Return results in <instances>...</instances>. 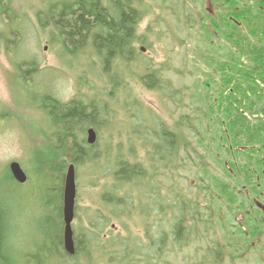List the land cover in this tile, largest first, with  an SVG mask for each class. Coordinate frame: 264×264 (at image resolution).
Returning a JSON list of instances; mask_svg holds the SVG:
<instances>
[{
    "label": "trees",
    "instance_id": "16d2710c",
    "mask_svg": "<svg viewBox=\"0 0 264 264\" xmlns=\"http://www.w3.org/2000/svg\"><path fill=\"white\" fill-rule=\"evenodd\" d=\"M209 2L217 7L215 12L205 8ZM160 3L161 14L155 21L154 0H59L38 14L52 44L60 47V56L68 60L84 51L95 55L102 65L101 77L109 78L111 89L90 105L78 100L62 104L45 93L41 99L36 97L57 129L53 137L47 136L49 146L33 153L42 171L36 174L38 183L31 196L45 195L34 206L51 211L39 225L43 244L34 242L36 247L28 256L34 264H49L52 259H56L54 264H80L81 260L87 264H170L164 260L167 255L184 252L201 255L195 264H222L225 257L233 264L264 230V214L254 201L260 194L257 200L264 205V195L256 191L259 183L264 193V0ZM148 17L150 22L141 33ZM168 31L173 41L180 33L186 35L180 46L192 50L184 58L185 66L208 70V80L194 85L190 105L185 101L188 90L175 88L168 76L183 75L169 53L159 63L140 49L151 50L156 38L165 42ZM26 64L29 72H23V79L36 70L33 61ZM130 82L157 92L161 105L189 108L191 114H180L170 124L166 118L177 111L166 114L128 96L127 111L134 119L140 118L136 113L142 119L146 115L154 119V129L149 125L144 129L146 157L142 163L118 157L115 181L102 195L108 210H92L90 227L76 228V253L71 256L63 239L64 169L69 163L78 169L102 155L97 145L79 139L77 126L87 120L97 125L98 101L124 95ZM140 135L135 129L132 141L141 140ZM44 149L41 157L39 151ZM185 163L197 170V184L190 185L194 197L181 190L180 171ZM237 167L247 176L245 180L234 178L232 171L236 173ZM257 175L261 179L252 181ZM7 176L20 185L8 168ZM167 179L176 183L169 193L163 192ZM244 185L253 194L247 196L244 190L241 196L238 191ZM77 210L78 206L76 214ZM238 215L245 216L248 233L235 220ZM3 217L0 213V257L9 264L14 254L5 248L8 233ZM114 221L129 235L115 232L113 226L105 233Z\"/></svg>",
    "mask_w": 264,
    "mask_h": 264
},
{
    "label": "rangeland",
    "instance_id": "374dc122",
    "mask_svg": "<svg viewBox=\"0 0 264 264\" xmlns=\"http://www.w3.org/2000/svg\"><path fill=\"white\" fill-rule=\"evenodd\" d=\"M54 1L59 0H0V112L1 115L3 114L0 122V213L4 216L8 233L5 248L14 254V259L9 264H34L28 256H30L31 250L36 247L34 242L38 245L43 244V236L40 232L42 227L39 225L42 219L51 212H43L41 207L35 208L34 206L44 198L45 195L42 192L31 196L38 183L36 174L42 171L37 160H34L33 153L39 147L47 148L50 144L47 136L53 137V132L57 129V127H54L55 130L53 129L52 123L45 113L46 109L44 108V112L39 107L38 98L41 99L45 93L62 104L78 100V102L82 101L84 104L90 105L97 100V97L103 96L104 93L107 94L111 89L110 83H108L109 78L101 77L102 65L95 55H88L84 51L77 57H66L68 60H65L60 56V47L52 44L50 32L45 31L39 24V12L46 10ZM160 2L161 0H154V21L161 14L162 3ZM205 8L211 12H215L217 9L213 4L206 5ZM167 18L169 25L173 26L171 18ZM15 19L18 22L12 25ZM149 22L148 17L142 25L141 33ZM11 25L15 27V34L10 37L11 42H9L10 40L7 41L5 39L7 36H4L2 32L10 28ZM154 27H156V31L159 30L156 25ZM172 29L174 28L172 27ZM168 34L170 37L173 36L170 32L167 33L165 42L160 43L156 38L153 50L148 51L145 46L141 48L145 49L143 53L159 63L166 59L165 52L169 53L168 56L173 60L175 66L183 70V75L171 73L168 76L173 80L175 88L188 90L185 101L190 105V101L193 99L194 85L197 83L203 85L208 80L209 77L206 76L208 70L206 67L201 72L193 65L185 66L184 58L192 50L191 46H180L186 35L180 33L179 39L173 41L172 37L168 39ZM15 42H18L16 47ZM14 47L15 49L12 50ZM25 61H33L36 68L33 73L25 75L27 79H23L22 76L23 72H29L28 65H19L20 63L24 64ZM130 84L131 87L123 91L124 95H118L116 98H111L108 95L103 98V101H98V106L104 111L98 109L97 125L92 120H87L77 126L79 139H87V130L90 127L96 130L95 145L98 150L100 149L99 152L102 155L98 153L101 156L98 161L91 160L92 162H86L76 169L78 210L73 223L75 236L77 235L76 228L90 227L89 218L93 214L92 210H108L102 195L106 189H111L113 181H115L113 176L119 170L115 164L118 157L122 156L124 161L128 160L132 163H142L146 157L144 150L146 132L144 129L147 125L154 129V119L149 115L143 116L142 119L141 113H136L140 116L139 120L134 119L127 111L126 99L128 96L130 95L132 99H139L144 105L151 106L156 110L160 109L166 114L177 111L171 119L166 118L170 124L176 123L180 114H191L189 108L183 111L176 109L173 105L163 106L160 104L157 92L147 91L135 82H130ZM93 117L95 119V115ZM135 129L143 135H140L141 140L137 138L138 140L133 142ZM131 145L134 146L130 147ZM45 151V149L39 151L41 157L45 156ZM200 151L202 152L203 149ZM207 159L213 163L211 158ZM12 161L19 162L26 171L29 178L26 185L17 186L7 178V168L9 169V164ZM68 165L64 169L65 172ZM184 165V169L180 171L183 176L181 190L186 196L194 197L190 185L197 184L194 181L197 170L190 164L185 163ZM43 185L44 182L38 184V186ZM175 185L176 183L170 179L165 180L163 192H171ZM48 195L51 194L48 193ZM235 220L237 221V219ZM113 223L115 232L118 231L123 236L129 235L118 221ZM113 223L105 228V233L109 232ZM167 256L164 260H168L171 262L170 264H195L197 263L195 261L201 257V255L188 256L186 252ZM5 260L0 257V264H8ZM55 260L52 259L50 263H56ZM224 261V264H231L229 258ZM80 264L87 263L81 260ZM236 264L262 263L253 258V260L241 261Z\"/></svg>",
    "mask_w": 264,
    "mask_h": 264
},
{
    "label": "water",
    "instance_id": "95a60500",
    "mask_svg": "<svg viewBox=\"0 0 264 264\" xmlns=\"http://www.w3.org/2000/svg\"><path fill=\"white\" fill-rule=\"evenodd\" d=\"M144 51V49H143ZM96 142V132L94 129L88 131V143L93 145ZM10 170L14 179L23 184L27 181V176L18 162L10 164ZM76 173L75 166L71 164L68 168V172L65 180V191H64V246L67 253L75 255V244L73 239L72 223L75 215V204H76Z\"/></svg>",
    "mask_w": 264,
    "mask_h": 264
},
{
    "label": "flooded vegetation",
    "instance_id": "af4514ba",
    "mask_svg": "<svg viewBox=\"0 0 264 264\" xmlns=\"http://www.w3.org/2000/svg\"><path fill=\"white\" fill-rule=\"evenodd\" d=\"M4 13V11H2ZM20 20V18H19ZM18 21L15 19L12 22V25L16 24ZM11 25L10 28H7L6 30H4L2 33L4 36H7L5 39H7V41L10 40V37L13 36V34H15V27H13ZM1 33V32H0ZM17 34V32H16ZM11 42V40L9 41ZM14 43V41H13ZM18 42H15V47L17 46ZM12 48V50L15 49ZM45 51L47 50L46 48L44 49ZM11 56V55H10ZM26 63L29 64V62L23 63H18L21 66H24ZM35 64V63H34ZM27 65V64H26ZM229 163V161H225V164ZM236 163V162H235ZM235 171H232V173L234 174V178L238 179V180H245V178L247 177L243 170L240 169L239 167L236 168V173H234ZM261 179L260 175H257L255 179H251L252 181H259ZM258 188L260 189L261 184H257ZM256 190L259 191L262 195H264V193L261 190ZM244 190L246 191V195L250 196L251 194H253V189L251 190V188L247 185H244L242 187L241 190L238 191V193L243 196ZM258 198H260V194L257 195L256 199H254L255 203L257 204L258 207V211L264 214V205H262L260 202H258ZM250 213V212H249ZM238 221L237 223H239L240 226H242L245 230V233H248V229L245 228V223H246V219L244 215H238V217L236 218ZM252 225V224H251ZM249 248H247L246 252L243 253V255L239 256V259H235L236 261H246V260H253V258H255L257 260V262H261L264 263V230L262 233H260V236L256 237L253 241H251ZM232 257V256H230Z\"/></svg>",
    "mask_w": 264,
    "mask_h": 264
}]
</instances>
